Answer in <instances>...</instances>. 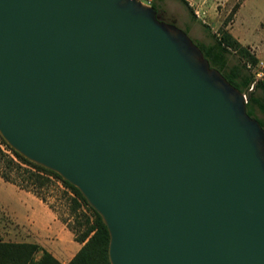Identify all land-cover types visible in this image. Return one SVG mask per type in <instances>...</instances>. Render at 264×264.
Masks as SVG:
<instances>
[{
    "label": "water",
    "instance_id": "95a60500",
    "mask_svg": "<svg viewBox=\"0 0 264 264\" xmlns=\"http://www.w3.org/2000/svg\"><path fill=\"white\" fill-rule=\"evenodd\" d=\"M245 98L140 0H0V136L79 190L110 264H264Z\"/></svg>",
    "mask_w": 264,
    "mask_h": 264
},
{
    "label": "trees",
    "instance_id": "16d2710c",
    "mask_svg": "<svg viewBox=\"0 0 264 264\" xmlns=\"http://www.w3.org/2000/svg\"><path fill=\"white\" fill-rule=\"evenodd\" d=\"M178 1L188 8L191 17L195 19V14L187 0ZM151 6L156 8L154 4H151ZM236 8L233 7L232 13ZM201 24L211 37V41L207 44L196 43L203 56L208 60L211 67L216 68L241 93H248L245 102L246 112L249 116L256 118L264 128V72L260 77H256V72L249 69L250 63L256 64L258 59L247 50V46H242L233 38L225 27L218 29V33L221 34L219 37L211 31L209 25ZM241 59L244 61H241ZM257 112L261 114V117L256 115ZM0 163L2 164V166L0 165V176L20 188L29 190L30 187H34L37 190L48 182L49 179L46 175H51L59 179L72 193L73 196L70 198V202L79 216L75 219L72 229L76 232L75 240L81 243V246L67 264H110L107 255L109 235L106 226L100 215L86 202L74 185L62 179L56 172L24 158L12 149L1 136ZM14 168L17 173L16 177L11 175ZM20 170L25 172L26 175ZM35 192L38 194L37 191ZM40 198L45 201L44 197ZM39 251L40 254L36 257ZM0 264L61 263L35 243L0 240Z\"/></svg>",
    "mask_w": 264,
    "mask_h": 264
},
{
    "label": "crops",
    "instance_id": "0c3cea01",
    "mask_svg": "<svg viewBox=\"0 0 264 264\" xmlns=\"http://www.w3.org/2000/svg\"><path fill=\"white\" fill-rule=\"evenodd\" d=\"M196 1L212 2L215 7L219 3L228 4V0ZM248 1L250 0H241L225 28L242 46L253 49L255 53H252L258 62H264V17L260 18L261 21L258 18L252 26L247 24L248 20H241L242 16L240 17L241 10ZM255 3L264 7V0H257ZM3 223L6 224L1 229L7 240L3 238L1 241L35 243L61 264H67L81 246L47 202L0 176V224ZM39 254L40 251L36 257Z\"/></svg>",
    "mask_w": 264,
    "mask_h": 264
},
{
    "label": "rangeland",
    "instance_id": "374dc122",
    "mask_svg": "<svg viewBox=\"0 0 264 264\" xmlns=\"http://www.w3.org/2000/svg\"><path fill=\"white\" fill-rule=\"evenodd\" d=\"M256 1L257 0L248 1L240 13V17L242 16L241 20H248L247 24L249 26L254 25L258 18L261 21L260 18L264 17V7L259 6L257 3H255ZM148 2V5L154 4L160 12H163V15L167 20L173 21V23L181 28L195 44H207L211 41V37L209 36V33L204 30L201 23L209 25L211 31L220 37L221 34L218 33V29L225 26L228 27L231 19L233 18L232 9L233 7L236 8L241 0H228L227 5L219 3L216 7L212 2L201 3V1L187 0L189 6L192 8L195 14V19L191 17L188 8L178 0H149ZM251 17H253L252 21L250 20ZM247 50L251 53L254 52L250 46ZM241 61L244 60L241 59ZM259 62L256 64L250 63L249 66V69L252 72H256V77H260L262 75L258 73L259 71L262 73L264 72V68L259 66ZM256 115L261 117L259 112H257ZM1 147L4 148L3 145H1ZM0 165L2 166L1 163ZM20 172L23 171L20 170ZM16 174V169L14 168L11 172V175L16 177ZM23 174H25V172H23ZM46 176L49 180L43 187L37 190L34 189V187H30L31 189H29V191L33 192L34 194H36L35 191H37L38 194L36 195H39L38 197H44L50 208L55 211L59 219L66 224L75 237L76 232L72 229V226H74L75 219L79 218V216L77 214L78 212L74 211L72 208L70 202V198L73 195L59 179L51 175ZM4 224L6 223L0 224V239L4 238L7 240L4 230L1 229Z\"/></svg>",
    "mask_w": 264,
    "mask_h": 264
},
{
    "label": "built area",
    "instance_id": "2783aa9c",
    "mask_svg": "<svg viewBox=\"0 0 264 264\" xmlns=\"http://www.w3.org/2000/svg\"><path fill=\"white\" fill-rule=\"evenodd\" d=\"M141 2H143V3H145V4H148L149 2V0H140ZM259 66L261 67V68H264V62L263 61H260L259 62ZM258 73H260V74H262V72L261 71H259ZM252 88V87H251ZM250 88V89H251ZM243 95H244V98H245V96H246V94L245 93H243ZM245 100H246V98H245Z\"/></svg>",
    "mask_w": 264,
    "mask_h": 264
},
{
    "label": "flooded vegetation",
    "instance_id": "af4514ba",
    "mask_svg": "<svg viewBox=\"0 0 264 264\" xmlns=\"http://www.w3.org/2000/svg\"><path fill=\"white\" fill-rule=\"evenodd\" d=\"M157 16L160 20H163V21H166V22H173L171 20H167L166 17L163 15V12H160L158 9H157Z\"/></svg>",
    "mask_w": 264,
    "mask_h": 264
}]
</instances>
